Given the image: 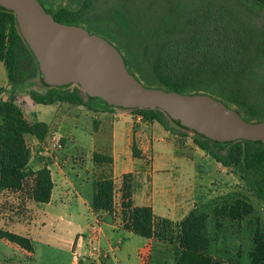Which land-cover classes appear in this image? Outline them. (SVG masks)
Returning a JSON list of instances; mask_svg holds the SVG:
<instances>
[{"label":"trees","instance_id":"16d2710c","mask_svg":"<svg viewBox=\"0 0 264 264\" xmlns=\"http://www.w3.org/2000/svg\"><path fill=\"white\" fill-rule=\"evenodd\" d=\"M36 1L55 21L81 26L109 41L128 72L144 87L205 93L247 121L264 120V29L245 18L249 6L264 5V0H116L104 2L99 13L92 11V0H81L77 6L68 0L69 4L55 8L47 0ZM111 12L119 13L116 21ZM0 62L10 84L41 75L14 14L2 6ZM63 86H51L44 92L30 90L29 97L33 104L85 103L78 87L67 90ZM91 98L106 104L99 97ZM130 110L169 129L166 114L157 108ZM47 131L45 122L28 121L13 97L0 99V193L23 191L36 204L49 201L53 186L50 170L29 166L31 150L26 142L28 135L43 140ZM199 136L194 138L195 144L220 164L237 170L249 191L264 202V143L243 139L220 142ZM132 152L139 155L134 144ZM92 161L99 168L93 181L92 207L111 212L112 156L94 151ZM131 193V174L123 173V228L177 248L172 264H225L210 252L217 234L211 231L209 212L194 208L173 222L154 215L149 205H133ZM252 210L245 195L234 194L216 203L211 214L215 219L225 216L239 221ZM215 223L218 228L219 222ZM0 237L27 252L33 250L25 234L0 228ZM247 255L248 264H264V221L254 229Z\"/></svg>","mask_w":264,"mask_h":264},{"label":"rangeland","instance_id":"374dc122","mask_svg":"<svg viewBox=\"0 0 264 264\" xmlns=\"http://www.w3.org/2000/svg\"><path fill=\"white\" fill-rule=\"evenodd\" d=\"M94 4V13H99L103 3L116 2V0H92ZM81 0H74L73 6L79 5ZM51 8L57 7L59 4H69L68 0H47ZM71 5V4H70ZM117 12H111L110 17L113 21L118 18ZM245 18L250 19L258 27L264 29V5L253 4L249 6L245 13ZM53 85L47 83L39 73L28 77L25 81L15 84H10L6 76V69L4 64L0 62V99H8L13 97L16 103L21 107L24 117L28 121H35L36 116L43 117L40 111H37L36 104H33L29 91L35 90L44 92ZM63 86V85H61ZM60 87V86H54ZM78 87L81 95L85 100H94L104 104L107 108H118L131 111L130 108L113 106L105 104L98 99H93L88 96L83 89L74 83L64 85L63 89H72ZM62 102V101H59ZM167 123L169 129L176 133L173 141L178 150L183 154L174 152L175 147L172 146L173 151L163 150L161 147H156L154 150L156 169L166 168L167 170H156L151 181V173L148 163L144 161L142 165L138 166L139 173L132 178V187L140 192L145 193L146 190L155 185L157 189L166 188L167 185L174 180V188L178 185L187 187V195H194V199L199 196L193 206L194 208L204 209L209 212L210 228L215 232L216 240L212 243L211 254L224 260L225 264H248L247 252L251 246L252 233L256 226H259L264 221V202L253 195L239 177V172L234 171L231 167H222L221 164L215 163L214 159L206 156H199L194 154L195 150L207 153L200 149L194 142L195 137H201L200 134L194 130L183 126L178 120L170 118L167 114ZM46 121L48 117H43ZM52 128L48 129L44 139L50 137ZM61 137L62 147L52 153V156H59V151L63 148L65 139ZM207 138V137H206ZM43 139V140H44ZM39 140L36 137L26 136V142L31 150L29 166L32 169H37L41 166L50 165V157L47 155L37 157L34 150L39 145ZM46 141V140H45ZM171 154V155H170ZM175 154V156L173 155ZM161 155L163 157L161 158ZM172 156H174L172 158ZM191 157V158H190ZM217 162V161H216ZM52 168V166L50 165ZM54 167V166H53ZM99 172V168L97 169ZM117 191V189H116ZM178 198L185 197V191H179ZM243 194L252 204V212L246 214L241 220H230L227 217H219L215 219L211 214V208L225 199L226 195ZM184 195V196H182ZM117 199V196H116ZM43 204H36L26 197L25 192H11L3 191L0 193V228L22 233L25 229H31L32 232L36 229L45 228L51 234L53 229L42 221L46 210ZM191 209V210H192ZM66 208H59L60 211H65ZM190 210V211H191ZM188 214V213H187ZM186 214V215H187ZM113 220H111L112 222ZM219 222V227L215 228L216 223ZM122 225L120 219L115 224ZM62 234H66L65 230ZM60 232V231H57ZM34 236V234H31ZM111 237L116 240L119 239L118 246L114 249L116 260L112 256L111 264H172L177 248L166 243L156 244L149 241L147 238L134 234L131 231L121 228L113 230ZM56 236V235H53ZM32 245L34 246V259L31 260V252L25 253L20 250L15 244L6 241L0 237V264H74L73 254L68 246L57 242L53 237L34 236ZM37 239V240H36ZM150 245V246H149ZM158 246V247H157ZM92 248H97L98 253L102 250L93 242ZM19 248V249H18Z\"/></svg>","mask_w":264,"mask_h":264},{"label":"crops","instance_id":"0c3cea01","mask_svg":"<svg viewBox=\"0 0 264 264\" xmlns=\"http://www.w3.org/2000/svg\"><path fill=\"white\" fill-rule=\"evenodd\" d=\"M84 101V104L66 101L35 103L37 111H40L43 117L49 118L46 121L43 117L36 116L35 120L45 122L48 129L52 128V131L62 136L65 141L59 156L50 157L49 164L52 168L50 165L47 168L50 170L53 186L49 201L42 203L47 212L42 214V221L54 228L53 234L46 230V227L38 228L34 232L27 228L22 233L30 238L31 244L35 240L34 236L53 237L57 242L66 244L72 251L74 264H111L112 254L116 260L114 249L119 242V239L114 240L111 237V232L123 227L119 223L115 224L119 219L121 221L122 174L130 173L132 180L133 176L139 173L138 166L146 161L149 167H152L150 173L153 182L156 170H167L154 167L156 147L173 151L174 146L176 154L183 153L173 141L176 133L165 129L156 120L144 119L128 110L107 108L94 100ZM133 144L139 155H133ZM94 151L108 152L112 156L111 176L114 189L111 212L92 207L93 181L98 174V168L92 161ZM193 153L210 158L208 154L204 155L198 150ZM215 163L219 162L215 160ZM170 182L166 188L159 189L153 184L144 194L132 187L133 205H149L156 216L166 217L173 222L181 220L192 209L200 195L194 199V195H187L186 186L178 185V188H174V180ZM179 191H185V197L179 199ZM62 207L66 210L59 212ZM63 230L66 234H62ZM147 239L152 243L157 242L158 245L163 244L152 238ZM93 242L102 250L100 253L97 248L91 247ZM32 247L31 260L35 255L34 246ZM20 250L25 252L22 248Z\"/></svg>","mask_w":264,"mask_h":264},{"label":"water","instance_id":"95a60500","mask_svg":"<svg viewBox=\"0 0 264 264\" xmlns=\"http://www.w3.org/2000/svg\"><path fill=\"white\" fill-rule=\"evenodd\" d=\"M0 6L14 14L17 29L47 83H74L88 96L113 106L157 108L211 140L264 143V120L247 121L205 93L144 87L109 41L81 26L55 21L36 0H0Z\"/></svg>","mask_w":264,"mask_h":264},{"label":"built area","instance_id":"2783aa9c","mask_svg":"<svg viewBox=\"0 0 264 264\" xmlns=\"http://www.w3.org/2000/svg\"><path fill=\"white\" fill-rule=\"evenodd\" d=\"M61 137L55 131L51 132L50 137L48 139H44L39 141V145L34 152L37 157L49 156L53 157L52 153L62 147ZM46 140V141H45Z\"/></svg>","mask_w":264,"mask_h":264}]
</instances>
